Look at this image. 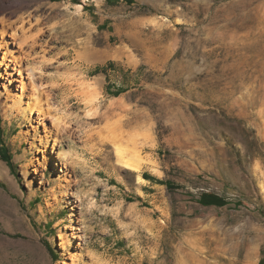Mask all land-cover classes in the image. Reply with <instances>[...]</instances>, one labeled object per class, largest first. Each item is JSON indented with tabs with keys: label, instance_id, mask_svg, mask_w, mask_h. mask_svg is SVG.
Listing matches in <instances>:
<instances>
[{
	"label": "rangeland",
	"instance_id": "1",
	"mask_svg": "<svg viewBox=\"0 0 264 264\" xmlns=\"http://www.w3.org/2000/svg\"><path fill=\"white\" fill-rule=\"evenodd\" d=\"M78 1L0 0V264H261L264 0Z\"/></svg>",
	"mask_w": 264,
	"mask_h": 264
},
{
	"label": "trees",
	"instance_id": "2",
	"mask_svg": "<svg viewBox=\"0 0 264 264\" xmlns=\"http://www.w3.org/2000/svg\"><path fill=\"white\" fill-rule=\"evenodd\" d=\"M76 3H79L78 0H73ZM110 3H114L115 0H108ZM128 1H132V0H128ZM107 91H109V93L114 94L115 96L121 94L124 90L123 88H119L115 91H113V86L112 85H108L107 87ZM2 128L0 127V156L8 162L9 166L11 167L13 173H17L16 168H15V163L13 161V154H11L9 148L1 141V135H2ZM19 175V174H18ZM144 177L148 180H154V178H152V176L148 173L144 174ZM161 183H167L168 185L169 182L165 181V180H160ZM200 202L204 205L207 206H211V205H225L227 203V201L221 197L220 195L213 193V192H204L201 197H200ZM261 264H264V260L261 261Z\"/></svg>",
	"mask_w": 264,
	"mask_h": 264
},
{
	"label": "bare ground",
	"instance_id": "3",
	"mask_svg": "<svg viewBox=\"0 0 264 264\" xmlns=\"http://www.w3.org/2000/svg\"><path fill=\"white\" fill-rule=\"evenodd\" d=\"M115 150L117 154L118 164L128 170H131L134 172H140L146 165H151L155 169H158V164L155 161L150 160L145 157H141L140 154L129 155L126 149L122 147V145L116 144ZM2 173H3L2 176H5V172L2 171ZM138 179L144 180L143 176L140 173L138 175Z\"/></svg>",
	"mask_w": 264,
	"mask_h": 264
}]
</instances>
